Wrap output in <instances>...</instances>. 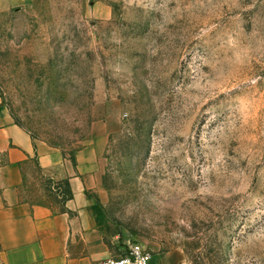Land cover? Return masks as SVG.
I'll use <instances>...</instances> for the list:
<instances>
[{"label": "rangeland", "instance_id": "rangeland-1", "mask_svg": "<svg viewBox=\"0 0 264 264\" xmlns=\"http://www.w3.org/2000/svg\"><path fill=\"white\" fill-rule=\"evenodd\" d=\"M0 97L67 155L106 138L125 241L264 264V0H32L0 12Z\"/></svg>", "mask_w": 264, "mask_h": 264}, {"label": "crops", "instance_id": "crops-1", "mask_svg": "<svg viewBox=\"0 0 264 264\" xmlns=\"http://www.w3.org/2000/svg\"><path fill=\"white\" fill-rule=\"evenodd\" d=\"M32 0H0V12ZM106 138L78 151L75 162L61 149L33 140L0 97V264H102L128 249L109 222L104 204L102 158ZM69 181L73 199L49 201L46 180ZM181 251L155 253L151 264H183Z\"/></svg>", "mask_w": 264, "mask_h": 264}, {"label": "built area", "instance_id": "built-area-1", "mask_svg": "<svg viewBox=\"0 0 264 264\" xmlns=\"http://www.w3.org/2000/svg\"><path fill=\"white\" fill-rule=\"evenodd\" d=\"M153 257L154 255L148 247L130 242L122 256L105 260L102 264H151Z\"/></svg>", "mask_w": 264, "mask_h": 264}, {"label": "trees", "instance_id": "trees-1", "mask_svg": "<svg viewBox=\"0 0 264 264\" xmlns=\"http://www.w3.org/2000/svg\"><path fill=\"white\" fill-rule=\"evenodd\" d=\"M16 121V120H15ZM16 124L23 128L17 121ZM33 140L35 139L32 135H30ZM57 148V147H56ZM81 149L77 150L73 154H70V159L75 162V155L78 151ZM64 152V151H63ZM66 154V152H64ZM46 189L48 192L52 193L57 200V203L61 206V210L64 211L65 209V204L73 199V192L71 190V185L69 181H64V182H55L53 180H46Z\"/></svg>", "mask_w": 264, "mask_h": 264}]
</instances>
